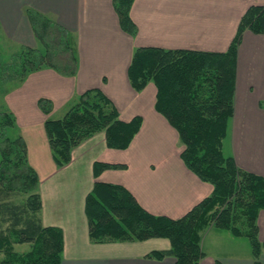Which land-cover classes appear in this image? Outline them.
I'll return each instance as SVG.
<instances>
[{
  "label": "crops",
  "instance_id": "crops-1",
  "mask_svg": "<svg viewBox=\"0 0 264 264\" xmlns=\"http://www.w3.org/2000/svg\"><path fill=\"white\" fill-rule=\"evenodd\" d=\"M251 5H264V0H134L130 17L136 33L130 35L121 29L112 0H0V34L11 43L36 46L25 12L30 7L70 32L77 53L74 74L43 66L5 97L26 143L28 162L38 175L42 224L62 230L60 264H174L171 255L147 256L168 250L167 238L90 241L84 200L95 180L118 183L147 211L176 218L211 193L212 184L201 180L181 159L183 144L177 130L155 109L154 83L134 90L127 68L134 49L141 46L225 51ZM91 87L100 88L112 100L120 119L140 115V128L124 149L107 147L104 132H97L71 150L66 165L58 166L43 123L61 117ZM39 98L51 101L48 113L38 106ZM56 111L61 115H55ZM225 137L231 151L226 156L264 176V31L242 33L236 51L233 112ZM96 160L125 167L106 168L94 177ZM257 225L258 238L264 240V209L259 210ZM241 236L209 226L201 237L204 255L198 264H264V248L256 263L250 242L245 246Z\"/></svg>",
  "mask_w": 264,
  "mask_h": 264
},
{
  "label": "trees",
  "instance_id": "trees-1",
  "mask_svg": "<svg viewBox=\"0 0 264 264\" xmlns=\"http://www.w3.org/2000/svg\"><path fill=\"white\" fill-rule=\"evenodd\" d=\"M133 1L112 0L121 29L130 35L136 33V24L130 17ZM25 12L37 44L21 46L10 60L0 55V94H6L29 72L43 66L70 75L77 69L72 34L46 14L30 7ZM245 29L264 31V5L246 9L225 51L157 46L134 49L127 68L131 86L139 91L149 81L154 83L155 109L177 130L183 144L181 159L201 180L212 184V191L182 216L173 218L147 211L121 184L95 180L84 200L90 241L163 237L169 240L170 248L152 251L148 257L171 255L174 264H198L204 255L202 234L215 226L246 236L254 260L259 262L264 240L258 238L257 216L264 209V176L239 167L233 157L222 151L227 120L233 112L236 51ZM54 35L62 45L58 56L48 50ZM53 59L62 66L55 65ZM12 81L15 84L9 88ZM51 104L49 99H38L45 113ZM14 121L13 113L1 103L0 264H60L62 230L42 224L38 175L28 162L26 143ZM141 123L140 115L120 119L112 100L100 88L91 87L81 92L61 117L47 118L43 125L53 161L64 166L74 147L100 131L104 132L107 147H128ZM124 167L125 164L96 160L92 171L96 177L106 168ZM17 195L22 197L12 199ZM14 243H29V248L18 252Z\"/></svg>",
  "mask_w": 264,
  "mask_h": 264
},
{
  "label": "rangeland",
  "instance_id": "rangeland-1",
  "mask_svg": "<svg viewBox=\"0 0 264 264\" xmlns=\"http://www.w3.org/2000/svg\"><path fill=\"white\" fill-rule=\"evenodd\" d=\"M58 41L59 40L57 39V35L52 36L50 38V41H49V44L50 45H49V48H48V50L54 51L55 52L54 55H57V56L58 55H61V50H62V45L60 43H58ZM20 47H21V45L11 43L10 40L7 39V37H5L3 34L2 35L0 34V55H1V57L3 56L4 59L10 60L11 54L13 52H15V51H18L20 49ZM31 47H36V46L34 45V46H31ZM53 61H54L53 63L55 65H58L60 67L62 66V64L58 63L57 60H54L53 59ZM28 74L26 75V77L28 76ZM25 78H24V80H25ZM15 81H16V79H15ZM15 81H12V83H9L8 84L9 85L8 87L10 88L11 85L13 86L15 84ZM17 86H18V84L15 85L14 88L17 87ZM14 88H12V89H14ZM6 94H0V104L1 103H4V105L6 106V108L8 110H10L9 106L6 104V100H5ZM59 112H61V111H56L55 115L60 116L61 114H58ZM14 118H15V116H14ZM14 122H15V126H17L16 125L17 122L16 121H14ZM13 131L14 130H12V134L14 133ZM9 133H11V132L9 131ZM222 140H223V146H222L223 154L224 155H228L231 152L230 151V144H229V137H225ZM21 197L22 196H19V195L14 196V197L12 196V199L16 200V199L21 198ZM239 238H242V240L244 241L245 246L249 247V245H248L249 244V240H248V238L246 236L242 235ZM13 246H14V249L16 251H18V252H24V251H26L29 248V243H22V244L14 243Z\"/></svg>",
  "mask_w": 264,
  "mask_h": 264
}]
</instances>
